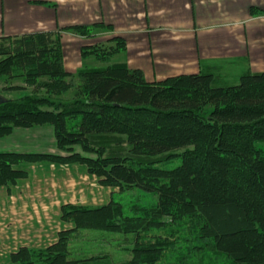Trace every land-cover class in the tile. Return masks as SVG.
I'll return each mask as SVG.
<instances>
[{
    "label": "trees",
    "instance_id": "1",
    "mask_svg": "<svg viewBox=\"0 0 264 264\" xmlns=\"http://www.w3.org/2000/svg\"><path fill=\"white\" fill-rule=\"evenodd\" d=\"M111 27L100 21L62 29L97 36ZM60 36L39 30L0 37V79L7 85L0 92L8 98L0 104V138L18 127L50 126L58 149L0 151V186L26 177L32 164L81 163L114 190L100 206L64 203L66 227L57 239L20 247L13 263L157 264L173 242L159 230L185 225L196 254L264 264V151L256 144L264 140V71L229 85L201 72L148 81L140 68L109 62L128 44L112 34L82 46L84 58L106 64L74 73L64 66ZM18 78L43 80L29 90L12 83ZM175 151L178 165H160ZM136 188L156 199L114 197L116 189ZM109 234L122 237L130 259L93 254L96 240Z\"/></svg>",
    "mask_w": 264,
    "mask_h": 264
},
{
    "label": "crops",
    "instance_id": "2",
    "mask_svg": "<svg viewBox=\"0 0 264 264\" xmlns=\"http://www.w3.org/2000/svg\"><path fill=\"white\" fill-rule=\"evenodd\" d=\"M100 21L111 29L89 38L62 29ZM39 30L62 31L67 70L82 63L85 41L92 44L100 36L118 34L128 43L122 62L140 68L148 81L201 72L212 73L216 85H229L247 73L264 71V0H0V37ZM68 43L73 56L66 51ZM227 69L239 70V81L217 72ZM36 129L54 134L50 126L18 127L6 136L11 147L5 151H32L39 144L31 134ZM44 165L54 171L38 173ZM113 190L81 163L32 164L26 177L0 186V264H14L12 253L22 246L53 243L66 227L61 219L64 203L100 206L110 201Z\"/></svg>",
    "mask_w": 264,
    "mask_h": 264
},
{
    "label": "rangeland",
    "instance_id": "3",
    "mask_svg": "<svg viewBox=\"0 0 264 264\" xmlns=\"http://www.w3.org/2000/svg\"><path fill=\"white\" fill-rule=\"evenodd\" d=\"M57 0H52V2H56ZM54 7V6H53ZM70 20V19H69ZM63 31H67L70 33H74L73 31L70 30H66L63 29ZM60 33V37H61V42H62V31L59 30ZM76 34V33H74ZM78 35V34H77ZM81 36V35H80ZM85 38H89L91 36H83ZM103 37V38H102ZM106 38V36H100L98 37V40L104 39ZM86 44L82 45H88L91 43V40H87L85 41ZM62 46H63V42H62ZM66 51L71 52L70 55L73 56V44H67L66 45ZM64 48V46H63ZM124 51L117 53L115 55H113L112 57H110L109 62H122L124 60V58L126 57V53H123ZM64 53V50H63ZM81 57V58H80ZM79 59L82 60V63L80 65H78V67L74 70H68L71 72H78L79 70H81L83 67L88 66V65H104L106 64L105 62H101L100 60L98 61L97 58L95 56H91V57H87L84 58L82 55V48H81V55H80ZM63 59H64V55H63ZM67 70V69H66ZM219 74H227L226 79H228L229 81H239V76H238V72L239 70H235V69H227V70H219L217 71ZM161 73L165 74L167 73V70H161ZM173 72H168L169 74H172ZM148 74H149V70H148ZM147 74V76H148ZM167 75V74H166ZM165 75V76H166ZM39 80H43L42 79H35V80H29L28 82L25 81L24 79H13L11 80L13 84H17V85H22V86H26V89H33L32 84L39 82ZM4 78L0 79V88H3L6 85V81ZM10 82V81H7ZM74 82H78V78L74 79ZM11 83V84H12ZM17 94L16 92H12L9 93V96H13ZM52 130V129H51ZM51 130L49 129H36L35 131H33L31 134H34V138H36V140H39V144L36 142V146L34 148H31L32 151H53V152H58L57 147L55 146V143H53L52 138L55 137V135L51 132ZM24 134V133H22ZM27 134V133H26ZM25 134V135H26ZM29 133V135H31ZM16 135L13 137V140H15ZM11 143V139H8L6 137H3V139L0 141V150H4L6 149V147H11V146H7L10 145ZM257 146L259 148H261L264 151V140H259L257 141ZM4 148V149H3ZM79 148V147H78ZM80 149V148H79ZM81 150V149H80ZM181 162V158L179 156V152H174L172 154H170L168 156V158L166 159L165 162L160 163V165H163L167 168H172L176 165H178ZM48 163V162H46ZM55 164V163H54ZM64 165V164H63ZM44 169H42V171H37L38 173H52L54 171V169H50V165H44ZM62 171H57L58 173H64L65 169H60ZM88 172V171H87ZM90 174V173H89ZM91 175V174H90ZM88 181L90 182L89 178L84 179V181ZM69 188V185L68 187ZM117 191H115L116 193H114V197L115 199H123L122 201H128L129 199H133L138 197L139 195L141 196L143 201H149V200H155L156 197L154 195H151L150 193H147L145 191H143L140 188H136L134 190H130V191H126V192H119V189H116ZM102 193H100L101 195ZM85 195V194H84ZM139 196V197H140ZM83 198H85V196H83ZM101 201V200H100ZM99 201V202H100ZM102 202V201H101ZM160 231V235L169 238L172 242L171 246L169 247V249L165 252L163 258L157 263V264H229L225 259L223 258H215L212 254H196L195 250H196V245H197V241L196 240H192L190 239L187 235H186V231H185V225L182 226H170L166 229L163 230H159ZM158 232V231H156ZM118 237V236H117ZM116 235H107V240H96V243L98 244V246L92 250V252H94L93 254H101V255H107V257L112 258L113 260H115L114 262H120L123 260H128L131 258V254L127 251L124 250L120 245L119 242H122L123 239L122 237H120L119 239L117 238ZM99 242V243H98ZM77 248L83 247L84 242L82 241H78L75 243Z\"/></svg>",
    "mask_w": 264,
    "mask_h": 264
},
{
    "label": "water",
    "instance_id": "4",
    "mask_svg": "<svg viewBox=\"0 0 264 264\" xmlns=\"http://www.w3.org/2000/svg\"><path fill=\"white\" fill-rule=\"evenodd\" d=\"M7 100L8 98L2 92H0V104L6 102Z\"/></svg>",
    "mask_w": 264,
    "mask_h": 264
}]
</instances>
